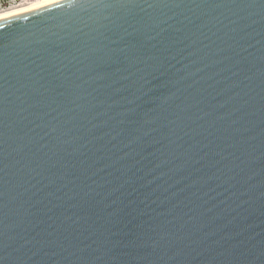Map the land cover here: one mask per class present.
Instances as JSON below:
<instances>
[{
  "label": "water",
  "instance_id": "95a60500",
  "mask_svg": "<svg viewBox=\"0 0 264 264\" xmlns=\"http://www.w3.org/2000/svg\"><path fill=\"white\" fill-rule=\"evenodd\" d=\"M93 4L0 21V264H264V5Z\"/></svg>",
  "mask_w": 264,
  "mask_h": 264
},
{
  "label": "snow or ice",
  "instance_id": "6c2138e0",
  "mask_svg": "<svg viewBox=\"0 0 264 264\" xmlns=\"http://www.w3.org/2000/svg\"><path fill=\"white\" fill-rule=\"evenodd\" d=\"M85 3L95 6L93 4V0H84ZM96 4H101L105 7H114V6H120L125 7L129 4H134L136 0H95ZM191 2H194V0H191ZM202 2H206V0H202ZM222 2L232 3L235 4L236 0H222ZM243 2V0H241ZM249 3H255V0H248ZM59 3V0H34V2L31 4V6L27 9H20L16 12H6L3 15H0V21H8L11 20L14 16L23 15L26 11H39L43 8H49L52 7L54 4ZM158 3L164 4L165 6H168L169 4H174L176 6H179L180 4L184 3V0H158ZM260 3L264 5V0H260ZM2 70V69H0Z\"/></svg>",
  "mask_w": 264,
  "mask_h": 264
},
{
  "label": "rangeland",
  "instance_id": "374dc122",
  "mask_svg": "<svg viewBox=\"0 0 264 264\" xmlns=\"http://www.w3.org/2000/svg\"><path fill=\"white\" fill-rule=\"evenodd\" d=\"M33 0H9L7 4H3L2 0H0V11L12 8L21 4L29 3Z\"/></svg>",
  "mask_w": 264,
  "mask_h": 264
},
{
  "label": "bare ground",
  "instance_id": "6f19581e",
  "mask_svg": "<svg viewBox=\"0 0 264 264\" xmlns=\"http://www.w3.org/2000/svg\"><path fill=\"white\" fill-rule=\"evenodd\" d=\"M33 2H34V0L29 2V3H26V4H21V5L12 7V8H8V9H5V10H2V11H0V15H3L6 12L12 13V12L19 11L20 9H27V8H29L31 6V4Z\"/></svg>",
  "mask_w": 264,
  "mask_h": 264
},
{
  "label": "trees",
  "instance_id": "16d2710c",
  "mask_svg": "<svg viewBox=\"0 0 264 264\" xmlns=\"http://www.w3.org/2000/svg\"><path fill=\"white\" fill-rule=\"evenodd\" d=\"M9 0H2L3 4H7Z\"/></svg>",
  "mask_w": 264,
  "mask_h": 264
}]
</instances>
